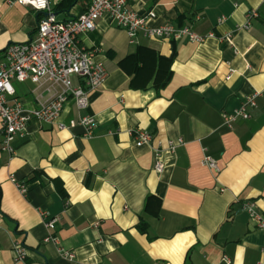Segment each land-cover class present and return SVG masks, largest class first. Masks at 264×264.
Returning <instances> with one entry per match:
<instances>
[{
  "label": "crops",
  "instance_id": "obj_1",
  "mask_svg": "<svg viewBox=\"0 0 264 264\" xmlns=\"http://www.w3.org/2000/svg\"><path fill=\"white\" fill-rule=\"evenodd\" d=\"M126 1L141 15L153 11L151 26L214 35L195 41L139 33L133 43L108 14L81 35L108 76L89 92L86 108L67 102L61 120L74 125L31 121L13 154L2 149L0 130V264H258L264 231L243 203L253 201L264 217V95L232 126L222 114L264 90V0ZM88 2L50 6L67 20ZM252 9L257 15L244 28ZM44 15L0 0V56L10 43L29 41ZM26 81L13 84L30 108L35 85ZM86 114L98 120L91 136L80 123ZM134 130L152 140L136 145ZM178 138L183 143L169 149L167 141ZM205 154L219 171L205 165ZM17 244L27 249L20 261Z\"/></svg>",
  "mask_w": 264,
  "mask_h": 264
},
{
  "label": "built area",
  "instance_id": "obj_2",
  "mask_svg": "<svg viewBox=\"0 0 264 264\" xmlns=\"http://www.w3.org/2000/svg\"><path fill=\"white\" fill-rule=\"evenodd\" d=\"M20 3L45 15L39 22L35 35L27 42H12L0 56V130L3 136L2 149L10 153L15 152L14 141L23 136L31 121L56 125L60 129L73 126L74 121L66 124L61 120L65 105L73 100L79 108H86L89 103V92L97 88L108 76L103 61L97 59V49L89 48L83 44L81 35L96 28L98 19L104 14L110 15L115 23L124 28L131 42H137L139 33L151 38L178 39L187 37L190 40L203 41L209 35H201L189 26H175L164 24L151 26L148 19L154 16L150 11L148 15H141L126 6V0H89L87 9L75 18L59 20L50 6V0H10ZM257 11L252 9L247 14L244 28H250L252 18ZM224 36L223 39L228 38ZM79 83H74V78ZM30 80L35 85L34 107H26L24 102L16 95L13 80ZM264 95V90H256L247 95L240 107L228 113L224 112L223 123L232 126L239 118H249V108L257 105V99ZM80 123L86 128L88 135L98 125L95 115L86 114L81 117ZM134 143L141 146L152 140V135L145 130H134ZM183 143L182 138L169 139L167 147L174 149ZM162 149H155V169L161 172L164 163L160 159ZM203 162L209 168L219 171L216 159L205 154ZM12 181L22 193L27 191L25 184L17 181L14 175ZM250 217L256 221L257 226L264 231V217L256 209L253 201L243 203ZM44 214V213H43ZM46 216V215H45ZM56 217L45 221L49 227H54ZM53 239L47 237L46 240ZM64 255L72 258L74 253L62 251ZM27 249L22 244L15 246V261L26 258ZM258 264H264L263 259Z\"/></svg>",
  "mask_w": 264,
  "mask_h": 264
},
{
  "label": "rangeland",
  "instance_id": "obj_3",
  "mask_svg": "<svg viewBox=\"0 0 264 264\" xmlns=\"http://www.w3.org/2000/svg\"><path fill=\"white\" fill-rule=\"evenodd\" d=\"M31 82L28 80L25 82V84L28 86V84H30Z\"/></svg>",
  "mask_w": 264,
  "mask_h": 264
}]
</instances>
